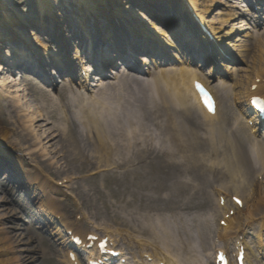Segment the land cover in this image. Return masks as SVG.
I'll return each mask as SVG.
<instances>
[{
	"label": "bare ground",
	"instance_id": "obj_1",
	"mask_svg": "<svg viewBox=\"0 0 264 264\" xmlns=\"http://www.w3.org/2000/svg\"><path fill=\"white\" fill-rule=\"evenodd\" d=\"M18 1L32 7L38 5L40 15L48 16L52 27L46 26V21H42L38 28L33 25V23H37L38 17L40 19L38 12L28 18V13L22 8L17 10L15 7L9 6L8 0H0V73H3L4 70L20 72L19 67L24 68L22 64L28 63L26 60L32 58L31 47L40 57V59L36 58L37 72L41 77L46 78L49 75V64L44 60L47 57L55 64L61 58L65 59L66 57L69 64L72 65L71 70H77L74 56L69 52V47L65 51L58 50L55 47L56 43L49 41L53 36L55 37L54 34L61 33L67 36L69 34L67 39L81 45V42H86L90 36L86 21H91L96 27L103 25V29L108 31L106 37L102 35L106 43L109 40L113 42L112 44L117 41L112 26L108 24L116 21L117 17L130 21L129 23L135 27H142V31L146 34H135L133 40L124 34L126 41L121 45H114L111 56L119 62L116 67H119L121 62L123 63L121 65L125 68L123 71L112 70L114 66L108 60L110 46L107 45L103 50H100V42L98 49L91 52L93 55L96 54V58L100 61L98 70L100 76L95 77V81L89 78L90 72L84 76H79L78 72H74L77 87L73 86L70 83L71 80L74 81L73 78L66 75L67 67L63 68L62 73L66 77L64 79L70 83L64 93H67L69 104L77 105L78 114L76 117L82 126V137L85 136L89 141L90 145L87 146H81L82 141L74 137L73 133L79 126L70 117L68 111H65L68 104L65 103L63 97H57L52 93L51 89L55 86L52 79L49 82L44 79L42 82L38 79L39 76L33 75L35 78V83H33L29 78L26 81L23 76H13L14 73L0 77V110L6 107L12 112L9 115H0V147H4V150L6 147L11 148L13 152L15 150L18 152L16 156H12L5 151L6 155H10L7 166L11 165L18 171L14 170L16 172L14 174L10 173L8 169H4L2 171L6 173L3 176L6 174L8 178H12V181L15 178L21 179V182L26 186V191L31 194V198L42 209L46 220L50 221L48 225L51 231L54 232L57 229L61 236L65 233L71 242L75 236H82L87 241L91 234L86 221L74 220L63 205L64 197H69L71 200L75 198L74 193H69L71 189L72 192L75 191V186L88 188V179L86 178L93 176L84 177L80 170L88 174L93 171H90L89 167H94L95 173H106L103 174V178H112L111 172H114V178H137L134 168L136 162H143L150 155L156 154V159L168 158L167 162L158 165L157 178H166L167 166L171 165L174 160L179 159L181 164L187 161L193 170L210 173L221 181V185L216 186L217 192L221 193L215 196H224L226 198L225 205L221 206L219 203L215 205L212 218L197 220L194 226L190 225L188 221L182 220L183 228L180 231L174 230L157 218L150 221V215L145 216L146 224L138 226V229L143 233H147L149 230L153 232L155 225H159L162 232L157 231L156 240L169 241L170 244L163 245L171 248L183 264H204L205 261H210L213 251L216 253L217 250L224 249L230 252L232 246L235 248L238 244H242L246 249V264H263L264 179L260 182V177L264 178V131L258 132L255 136L250 131L257 132L259 130L257 127L264 128V123L259 125L260 122L256 120L258 125L253 128L245 123L246 117L251 118V116L256 117L257 115L250 105V100L253 97L264 95V61H262L264 60V34H258L256 30V27L260 25V20L256 18V20L250 21V16L240 13L236 7L215 12L217 20H207L214 11L215 4L222 0H178L179 7L171 8V11L175 9L174 16L166 13L170 10L167 7H170L171 4L161 2V0H63L68 2L70 7L81 5L79 15L70 16L65 15V11L58 8L59 0ZM14 4L12 3V5ZM137 6L147 8L141 12L149 13V16L144 14L149 20H152L150 24L143 23L138 12L134 11ZM12 7L17 12H14ZM21 12L23 14H20ZM113 12L117 14L109 16ZM133 18L138 22L135 23ZM156 19L168 28L159 27L156 22H153ZM185 20L191 23L196 22V24L199 22V28L203 26L209 32H213L215 40L211 42L210 37L208 38L203 31H199L197 35L193 32L189 34L187 31L189 28L184 25ZM236 21L238 22L236 23ZM71 23L76 27H71ZM29 27L36 29L34 35L37 40L35 43L45 40L50 44V48L44 45L45 48L43 47V51H40L29 39L27 34ZM79 27L84 30L81 31ZM8 28L10 31H7ZM252 29L255 33L251 31ZM134 31L140 33L136 29ZM61 34L58 36L60 37ZM89 38L91 41V37ZM140 38L151 39L153 45L161 47L163 51H168L172 46L177 52L184 49L187 51V58L180 59L181 63L177 67H172L174 66L172 65L159 68L168 65V63L163 62L166 58L157 56L162 52L153 48L154 54L148 53L151 58L141 59L143 66L153 65L149 68L153 70L152 72L139 67L143 74H147L149 77L143 81L137 75L128 74L134 68L128 60L132 63L135 62V58L130 59L131 54L136 55L137 50H142V46L139 47V44L144 45L138 41ZM194 40L200 48L202 45L206 46L203 49V51L206 50L202 55L203 58L197 62L198 64L207 63L210 66L207 74L200 73L202 65L193 66L191 54L194 52H190L189 49L195 46ZM88 42L89 40L86 43L88 44ZM223 45L230 51L234 49L235 56L239 59L242 67L229 66L230 80H227L226 83L221 80L218 85L219 91L223 93L221 98L223 97L225 105L227 103L228 105L222 110L218 102L217 115L210 118L202 107L200 97L195 92L193 84L196 81L211 84L212 78H209V75L216 67V55L223 52ZM148 46L150 47L149 44ZM75 47L78 46L75 45ZM87 47L92 51L91 42ZM127 47H131L128 55L123 53ZM146 49L147 47H144L147 52ZM220 50L221 52H219ZM230 51L228 53L232 57L233 54ZM258 51L259 55H257ZM218 61L220 60L218 59ZM83 62L85 63L86 60ZM7 64H9V69H6ZM134 66L138 65L134 64ZM51 67H53L51 72L54 73V64H51ZM15 69L16 71H14ZM87 69L94 70L92 67ZM110 74L114 75L113 79L115 80L105 81V78ZM138 74L140 75V73ZM219 79H223V77ZM139 85L143 91L149 90V96L143 103L142 99L137 98L132 92V89H138ZM98 87L101 89L95 95L93 90ZM89 90L91 93L93 91V94H90ZM216 96L218 99V94ZM1 99L6 102V105H2ZM37 100H43L44 103L36 105ZM234 103H239L241 108L235 109ZM232 107L234 110L230 111L229 109ZM195 111L203 118L207 130H204L201 124L196 122ZM229 112L235 120V124L238 125V129L235 132L234 128H230L228 130L230 133L226 134L227 126L232 120L228 115ZM56 113L60 115L57 117ZM150 115L154 119L152 126L146 121L147 116ZM8 119L17 123L19 129L9 127L7 122L10 120ZM52 120L58 125L51 127L50 121ZM198 130H204V132H198ZM15 134H19L24 142H28V145H23L24 142L21 143L19 138L16 140ZM244 145H249L252 148L254 159L245 154ZM4 159L3 153H0V162ZM25 161H30L31 165L35 167L31 172L24 169L27 167ZM73 162L80 165L76 166V171L70 167V163ZM45 164L47 167L49 166L48 169L43 168ZM49 168L57 170L56 174L61 171L63 176H67L64 178L71 183L69 190L65 191L64 188L54 185L55 181L52 179V172ZM76 172L79 173L76 174ZM75 178L81 181L71 182ZM187 180H189L188 183L192 182L198 185L197 187L196 185L192 186V189L193 187L199 189L202 184L199 178ZM186 184V181L182 182L178 187L179 191L183 192ZM216 189L214 188V190ZM5 190L6 188L3 186L2 191L5 192ZM232 196L242 199V208L231 201ZM10 199L11 202H14L12 197ZM229 210H235V214L226 221L227 225L225 227L220 225L215 229L213 224L222 215L224 218ZM219 221L221 222V219ZM126 224H128L127 220H123L121 225L117 226L142 234L136 229L137 227ZM106 232L110 234L108 230ZM213 233L218 239L216 242L212 238ZM249 235L253 237L254 241L249 240ZM7 236V232H0V255H2L0 264H21L20 257L5 256L18 252L16 249L14 252L11 251L10 247L14 244H10L5 239ZM87 243L90 244L88 241ZM67 254L68 250L65 251L64 258L67 257ZM136 257L138 256H135L133 260ZM158 260L159 258H155L154 263L151 264H157ZM167 261L170 264H178L170 257H167ZM66 263L74 264L71 260ZM142 264L150 263L143 262Z\"/></svg>",
	"mask_w": 264,
	"mask_h": 264
},
{
	"label": "rangeland",
	"instance_id": "obj_2",
	"mask_svg": "<svg viewBox=\"0 0 264 264\" xmlns=\"http://www.w3.org/2000/svg\"><path fill=\"white\" fill-rule=\"evenodd\" d=\"M8 1L10 7L13 6L17 10H20L21 8L23 11L25 10V12L28 13V18L30 16H34L35 12H38L40 15L38 5L33 8L30 5L21 4L18 0ZM25 1L36 2V0ZM63 2V0H59V2L57 3V5L59 6L58 8H60V10H63V8H65L63 6ZM173 2H175L176 6L179 3L178 0H173ZM12 3H15V6L12 5ZM73 3L74 5H76L75 2ZM13 7L11 9L14 12H17L13 9ZM231 7H236V9H238L240 13H246L248 16H250V21H253V17H257L254 11H252V9L247 5L246 2H244V0H222V2L215 4V8L213 9L214 11L209 15V18H212L213 21L217 20V17L214 14L215 12ZM70 8L80 10L79 8H77V6ZM171 8L172 7L170 6L169 9ZM20 14H23V12H21ZM110 15H112V13L109 14V16ZM40 20L41 24L42 21H46V26L52 27L50 25L48 16H44L42 18L40 15V19L39 17L37 18L38 25ZM237 22L238 21H236V23ZM72 26H74L73 23H71V27ZM253 30L254 29H252L251 31ZM256 30L258 34H264V20L262 21V25L260 27H256ZM7 31H10V28H8ZM35 31L36 29L32 27L28 28L27 34L29 36V39H34V37H36L34 35ZM253 33L255 32L253 31ZM58 34L61 33H57L56 36V40L59 43L68 40L67 37L69 36V34L68 36L61 34L60 37L58 36ZM234 37L236 38V36ZM119 41L122 42V39L119 38ZM231 52L237 62L234 61L235 63L226 64L224 69L225 76L222 79V81H225V83L227 80H230L229 73L231 72V70L228 69L229 66H234L236 68L240 66L242 67V64L240 63L239 59L235 56L234 49H232ZM259 53L260 52L258 51L257 55H259ZM171 54L177 59H179L176 56L177 53L173 47L171 49ZM204 71L207 73L208 67L204 69ZM28 78L31 82L35 83V78L29 75L26 76L24 80L27 81ZM146 78L147 77L143 79ZM60 81L62 82V79ZM220 81L221 79L216 78L212 85L216 89V91H218V95H220L221 98V96H223V93L219 91L218 88ZM61 82H59V84H56V87L52 88L51 90L52 93L56 94L57 97L62 96L63 100H65V103L68 104L67 107L69 108L73 104L68 103L66 97L67 93H64L67 91L66 87L69 85V83L64 84ZM36 83H39V81H36ZM44 88L47 89V87ZM97 90L100 91L99 88ZM132 92L137 98L142 99V103L147 100V97L149 95V90L146 89V91H143L140 85L138 89H132ZM220 100L225 108L228 103L225 105L226 102L223 100V97ZM4 102L2 104H5ZM43 103V100H37L35 102L36 105H41ZM68 108L65 107V111L68 110L69 113L70 109ZM229 110L231 111L232 109L230 108ZM10 113H12L10 109L0 110V115L2 114L5 116L7 114L9 115ZM56 115L58 117L60 114L56 113ZM195 119L196 122H201L199 117H197L196 115ZM8 120H10V122H7V125L9 127L14 128L16 130L19 129L17 123H14L13 121L11 122V119ZM153 120L154 119L152 118V115L147 116L146 118V121L151 126L153 125ZM50 122L52 124L51 127H53L54 125H58L54 122V120ZM232 126L233 124L231 121V123L227 126L228 128L226 127V134L230 133L228 132V130L232 128ZM198 132L203 133L204 130H198ZM82 134L83 133H81L78 129L75 130L73 133L75 138L82 141L81 146L90 145L88 139L85 136L82 137ZM14 138L16 140L19 138L18 140H20L21 143L24 142L19 134H15ZM57 140L59 141V138ZM27 143L28 142L25 141L23 145L26 146ZM244 152L245 154H247V156L252 158L251 147L249 145H244ZM209 159L211 161V158ZM167 161L168 158L162 157L156 159V154H152L148 158H146L145 161L136 162L134 168L136 170L137 178H114V173H112V178H103V175H98L92 178H86L88 179L87 189L75 186V191L73 190L72 192V189L69 191L70 194L74 193V195L77 197L76 201L79 205H81L82 211L77 207L76 203L69 197H67L68 199L64 201V206L68 208V210L71 212L74 211L76 213H80L79 216H82V213H87L91 217H93V220L97 221L100 224L108 223L109 225H119L121 224V221L127 219L128 224L126 225L131 227L135 226L137 227L136 229H138V226L146 224V221L144 219L146 215L151 216L150 221H154V218H157L162 222L167 223L176 231H180L183 228L182 220L188 221L190 225L192 224L194 226L197 220L211 219L212 214L215 210L216 201L215 198L210 194V187L213 185H220L221 181L217 180L210 173H201V171L193 170L192 167L187 164V161L181 164L179 159L174 160L171 165L167 166L166 170L168 173L166 174V178H157L158 165ZM28 163L31 164L30 161H25L27 167L24 169L31 172L35 167ZM70 164V167L74 171H76V166H80L75 162ZM48 167L47 164H45L43 168L48 169ZM89 169L90 171H93L89 172L88 174L80 170L82 176L87 177L91 173H94V167H89ZM49 170L52 172V177L56 176V178H53L56 183H59V181H61L64 177H67L62 175L60 169H58L60 171V173L58 174L55 173L57 170H54V168H49ZM77 173L79 172H76V174ZM1 177L3 176H0V229H2V231L0 232L8 233V236L5 239L9 241L10 244H14V248H17L16 251H18L15 254L12 253V255L8 254L5 256L20 257L21 264H56L55 261L47 258L46 252H48L50 249H56L58 247L57 243H61L62 240L57 241L51 236L48 227L42 223L45 221V218L41 215L39 209L34 206V204L36 205V203H33L30 197L26 195V191L23 187L21 190L22 184H8L6 183L7 181H5L4 178L1 180ZM189 178H199L202 182L201 187L199 188V191L197 193L191 188L193 186V183H188L189 180L187 179ZM76 181L80 182L81 180L74 179L73 183H75ZM185 181L187 182V184L185 185L184 191L181 192L179 191L178 187L181 186V183ZM3 186L7 187L6 193L2 191ZM68 186L70 187V185L65 184L64 188H67V190H69ZM11 197L14 202H11ZM24 202H27L29 204V209L26 208L25 210L24 208L21 210V207H23ZM33 211H36L37 213H39V215L35 214ZM218 220L213 224L215 229L218 226ZM116 225L115 228L117 227ZM152 225L154 226V224ZM155 227L157 228L156 231H159L160 233L162 232L159 225H155ZM194 229L197 230V228ZM89 230L91 229L89 228ZM140 232L145 238H148L151 234H154L151 230L144 234L142 231ZM214 234L215 233H213L212 238H214ZM249 240L253 241V237L249 236ZM210 242L212 243V240H210ZM164 243L170 244L169 241H164ZM0 257H2V255H0ZM0 261H2L1 258Z\"/></svg>",
	"mask_w": 264,
	"mask_h": 264
},
{
	"label": "snow or ice",
	"instance_id": "obj_3",
	"mask_svg": "<svg viewBox=\"0 0 264 264\" xmlns=\"http://www.w3.org/2000/svg\"><path fill=\"white\" fill-rule=\"evenodd\" d=\"M205 102L207 103V105H208L209 109L211 110V108H212L211 101H210L209 99H206V101H205ZM220 260H221V261H223V262H224V264H226V260H225V257H224V255H223V254H221V256H220Z\"/></svg>",
	"mask_w": 264,
	"mask_h": 264
}]
</instances>
